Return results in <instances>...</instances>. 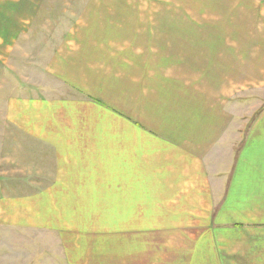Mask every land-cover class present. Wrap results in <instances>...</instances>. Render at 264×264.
<instances>
[{"label": "crops", "instance_id": "crops-1", "mask_svg": "<svg viewBox=\"0 0 264 264\" xmlns=\"http://www.w3.org/2000/svg\"><path fill=\"white\" fill-rule=\"evenodd\" d=\"M223 4L211 13H224ZM226 13L224 23L159 18L141 34L138 20L123 17L126 31L111 28L123 48L77 55L61 69L62 96L31 101L39 112H28L31 132L12 139L21 175L6 178L9 185L43 191L51 209L48 191L61 190L70 214L89 212L104 195L108 221L118 219V200L128 216L132 205L183 197L206 223L188 264H264V111L246 123L232 116L243 82L226 84L244 46L264 55V0H234Z\"/></svg>", "mask_w": 264, "mask_h": 264}, {"label": "rangeland", "instance_id": "rangeland-1", "mask_svg": "<svg viewBox=\"0 0 264 264\" xmlns=\"http://www.w3.org/2000/svg\"><path fill=\"white\" fill-rule=\"evenodd\" d=\"M223 1L224 13H211L215 9L210 5H222V0H0V264H188L189 246L198 241L206 223L194 220V210L200 208L186 206L183 197L175 203L163 198L160 203L165 204L132 205L128 216L118 200L113 208L118 219L108 221L104 195L98 205L90 204L89 212L74 215L63 204L61 190L48 191L51 209L44 203L43 191L16 189L6 178L21 175L15 172L19 165L13 152L18 142L12 139L31 132L28 112L34 108L39 112L31 101L61 97L59 88L65 84L59 77L61 69L74 64L77 55L90 60L93 48L99 54L109 47L123 48L113 41L118 31L111 30L116 26L126 31L123 17L138 20L140 34L159 18L169 24L224 23L231 19L226 12L234 0ZM189 6H195L192 14L187 13ZM246 9L245 15L251 16L253 8ZM167 32L163 37L170 36ZM107 38L108 47L93 44ZM251 51L244 46L242 66L226 81L243 82L235 95L240 102L231 109L232 116L245 123L264 111V55L253 56Z\"/></svg>", "mask_w": 264, "mask_h": 264}]
</instances>
